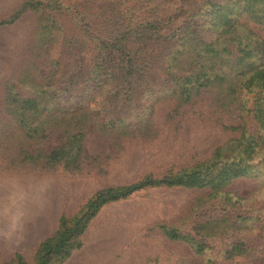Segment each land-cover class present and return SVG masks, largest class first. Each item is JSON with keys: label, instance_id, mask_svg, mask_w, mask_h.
<instances>
[{"label": "rangeland", "instance_id": "rangeland-1", "mask_svg": "<svg viewBox=\"0 0 264 264\" xmlns=\"http://www.w3.org/2000/svg\"><path fill=\"white\" fill-rule=\"evenodd\" d=\"M24 1L0 0V20ZM30 1L0 27V264L16 253L35 264L60 218L100 190L238 165L245 173L218 190L150 187L103 205L61 264H264V126L253 118L264 92L217 81L181 94L205 79L174 56L192 32L181 25L201 24L205 0ZM240 22L264 42L262 26ZM121 42L141 48L134 71ZM262 56L256 66L264 46ZM76 131L80 157L37 158Z\"/></svg>", "mask_w": 264, "mask_h": 264}, {"label": "trees", "instance_id": "trees-1", "mask_svg": "<svg viewBox=\"0 0 264 264\" xmlns=\"http://www.w3.org/2000/svg\"><path fill=\"white\" fill-rule=\"evenodd\" d=\"M32 6V1L25 0L11 16L0 20V27L14 23L26 9ZM202 9L205 14L200 20L199 26L193 25V27L187 28L188 23L186 22L181 25L180 28H184L185 32L187 29L192 32L189 35L186 34V38H180V41H184V44H181L183 49L174 55L175 59L179 57L178 60H187L191 65L197 67L199 70L197 73L203 74L205 78L203 83H200V76L197 75L195 85L182 89L181 94L185 96L184 100L190 98L196 83L205 86L218 81L226 84L229 90H234L233 86L240 84V87L248 89L255 86L264 92V67L263 64L255 65L256 59L260 60L263 57L264 42L240 22V19L244 18L264 28V0H205ZM192 36L195 37L192 38ZM120 44L122 45L119 50H123L126 56V67L129 71L136 70L139 62L138 57L142 56L141 48L130 49L127 44L122 42ZM111 47H114L113 43H111ZM234 48L238 50H234ZM195 72L196 68H194V74ZM240 77H244L243 80H238ZM188 82L190 81L188 80ZM261 94L263 97L256 101V109L253 114L254 120L260 127L264 126V93ZM8 99L11 105L22 109H26L27 106L36 109L39 104L36 99H17L10 95ZM78 136H80V132L76 131L75 134L67 138L66 144L56 147L49 153H39L37 158H43V164L54 165L65 160L68 156L72 159L80 157L81 143ZM240 162L243 163L242 160ZM234 167L237 169H230L228 166L215 174L212 166L204 169L195 167L182 175H166L160 178L146 176L132 184L100 190L86 202L78 216L70 220L63 216L60 218L59 228L54 235L39 243L35 254V264H61L70 256L73 249L81 246L78 238L84 231L85 223L105 204L126 199L133 193L150 187L185 186L201 189L209 186L213 190H218L232 178L245 173L246 168L241 165ZM161 228L170 239L180 238L176 229L165 225ZM7 264L26 263L22 255L16 253L13 260Z\"/></svg>", "mask_w": 264, "mask_h": 264}]
</instances>
